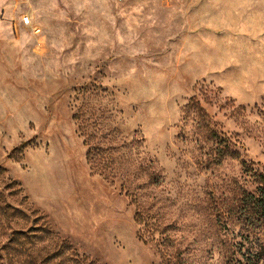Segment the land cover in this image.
Returning <instances> with one entry per match:
<instances>
[{
    "label": "rangeland",
    "instance_id": "obj_1",
    "mask_svg": "<svg viewBox=\"0 0 264 264\" xmlns=\"http://www.w3.org/2000/svg\"><path fill=\"white\" fill-rule=\"evenodd\" d=\"M260 175L264 0H0V264H264Z\"/></svg>",
    "mask_w": 264,
    "mask_h": 264
},
{
    "label": "trees",
    "instance_id": "obj_2",
    "mask_svg": "<svg viewBox=\"0 0 264 264\" xmlns=\"http://www.w3.org/2000/svg\"><path fill=\"white\" fill-rule=\"evenodd\" d=\"M186 113H195L200 119V126L207 132L210 140L216 141L217 157L215 162L221 165L226 159H238L239 155L234 150H232V143L228 139L222 137L218 134L214 127L211 125L209 115L201 107L199 103L192 100L186 107ZM25 146V145H24ZM243 166H247L245 162L242 163ZM249 171V169H247ZM259 183L261 187L258 189L256 194H246L245 203L252 206L257 218L264 221V175L259 176ZM260 261V260H259ZM257 262H252L249 264H258Z\"/></svg>",
    "mask_w": 264,
    "mask_h": 264
},
{
    "label": "built area",
    "instance_id": "obj_3",
    "mask_svg": "<svg viewBox=\"0 0 264 264\" xmlns=\"http://www.w3.org/2000/svg\"><path fill=\"white\" fill-rule=\"evenodd\" d=\"M24 24L29 25L30 24V19L27 17L24 19Z\"/></svg>",
    "mask_w": 264,
    "mask_h": 264
}]
</instances>
